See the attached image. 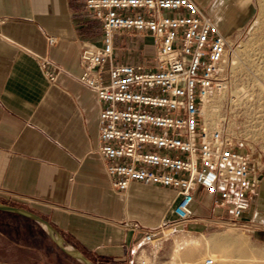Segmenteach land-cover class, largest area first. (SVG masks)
Segmentation results:
<instances>
[{
    "label": "crops",
    "instance_id": "crops-1",
    "mask_svg": "<svg viewBox=\"0 0 264 264\" xmlns=\"http://www.w3.org/2000/svg\"><path fill=\"white\" fill-rule=\"evenodd\" d=\"M195 1L203 10L201 0ZM208 3L203 11L222 31L220 3ZM0 19V203L47 220L70 248L93 262H127L143 235L125 223L154 227L171 219L176 192L133 182L123 194L111 186L97 152L103 104L78 80L85 44H103L102 21L89 12L86 0H0ZM129 34L141 38L130 42ZM50 37L57 39L53 46ZM122 38L144 56L156 52L150 36L117 33L116 63L154 65L119 55ZM42 59L60 70L43 68ZM210 208V196L200 190L195 211L208 215ZM47 242L38 223L0 211V262H52L56 250Z\"/></svg>",
    "mask_w": 264,
    "mask_h": 264
},
{
    "label": "built area",
    "instance_id": "built-area-1",
    "mask_svg": "<svg viewBox=\"0 0 264 264\" xmlns=\"http://www.w3.org/2000/svg\"><path fill=\"white\" fill-rule=\"evenodd\" d=\"M86 7L102 21L103 44H85L78 80L103 104L97 152L111 186L123 194L133 182L176 192L171 219L126 227L141 233L145 246L167 229L204 222L195 211L203 190L219 224L248 228L243 221L261 186L260 167L223 125H209L204 116L211 92L226 87L228 37L195 0H86ZM117 33L150 36L154 65L116 63ZM41 65L53 64L42 59Z\"/></svg>",
    "mask_w": 264,
    "mask_h": 264
},
{
    "label": "rangeland",
    "instance_id": "rangeland-1",
    "mask_svg": "<svg viewBox=\"0 0 264 264\" xmlns=\"http://www.w3.org/2000/svg\"><path fill=\"white\" fill-rule=\"evenodd\" d=\"M208 1L201 0L203 10L209 7ZM238 1L235 7L225 0H215L220 3L218 13L225 16V26L221 28L228 37L230 49L225 67L226 87L211 95L207 103V117L204 115L209 123L223 125L260 167L261 186L243 221L248 228L219 224L221 220L216 214L214 216L210 208L208 215H200L204 222H192L179 231L167 229L155 245H139L127 262L113 263L91 261L82 252L70 248L63 237L65 247L83 254L91 264H205L211 255L218 257V264L242 256L241 260L264 263V0ZM132 36L129 34L130 42L141 38ZM124 38L118 47L119 55L130 60H142L151 66L154 55L144 56L143 52L133 47V43L127 46ZM202 202L208 205L204 199ZM38 224L45 229L56 250L53 256L55 260L1 264H86L65 253L57 244L56 236H51L44 225ZM50 242L45 245L51 246ZM237 246H241V249ZM178 248L180 256L175 253Z\"/></svg>",
    "mask_w": 264,
    "mask_h": 264
},
{
    "label": "water",
    "instance_id": "water-1",
    "mask_svg": "<svg viewBox=\"0 0 264 264\" xmlns=\"http://www.w3.org/2000/svg\"><path fill=\"white\" fill-rule=\"evenodd\" d=\"M0 211L17 214V215L29 218L31 220H34L44 225L51 236L53 237L56 236L57 244L65 253L83 260L86 264H91L90 261L83 254L79 252H74L73 250H70L69 248L65 247V243H64L65 241H64L62 234H60L51 223H49L47 220L43 219L42 217L38 216L37 214L29 210H26L24 208L14 207V206H10L7 204H1V203H0Z\"/></svg>",
    "mask_w": 264,
    "mask_h": 264
},
{
    "label": "bare ground",
    "instance_id": "bare-ground-1",
    "mask_svg": "<svg viewBox=\"0 0 264 264\" xmlns=\"http://www.w3.org/2000/svg\"><path fill=\"white\" fill-rule=\"evenodd\" d=\"M215 92H217V91H212L211 92V94H210V96L206 99V105H205V108H204V113H205V115H206V117H207V103L209 102V98L211 97V95L213 94V93H215ZM204 115V116H205ZM206 119V118H205ZM206 123L207 124H209V125H215V124H217V123H209L208 121H207V119H206ZM237 248H239V249H241V246H237ZM175 253L177 254V255H179L180 256V249L178 248V249H176V251H175ZM244 256H242V257H239V258H237V259H234L233 261H231V262H227V263H225V264H264L263 262L261 263V262H255V261H249V260H247V261H245V260H241L242 258H243ZM211 259L213 260V264H215V263H217L218 264V257L217 256H215V255H211ZM207 261V260H206ZM205 261V262H206ZM204 262V263H205ZM182 264H193V262H186V263H182Z\"/></svg>",
    "mask_w": 264,
    "mask_h": 264
}]
</instances>
